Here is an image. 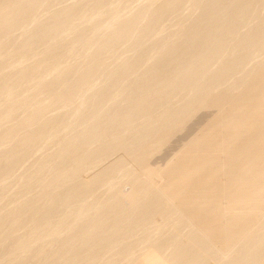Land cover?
I'll use <instances>...</instances> for the list:
<instances>
[{"label": "bare ground", "instance_id": "1", "mask_svg": "<svg viewBox=\"0 0 264 264\" xmlns=\"http://www.w3.org/2000/svg\"><path fill=\"white\" fill-rule=\"evenodd\" d=\"M60 1L0 0V264H151L168 249L161 264H264V76L217 97L264 48V16L254 15L264 0H142L126 15L107 0ZM189 3L199 10L186 23ZM171 15H182L179 28L146 45ZM126 43L134 53L110 70ZM73 112L92 128L65 130ZM39 145L53 152L37 155ZM104 186L111 198L100 204ZM153 225L164 231L156 240L145 233Z\"/></svg>", "mask_w": 264, "mask_h": 264}, {"label": "rangeland", "instance_id": "2", "mask_svg": "<svg viewBox=\"0 0 264 264\" xmlns=\"http://www.w3.org/2000/svg\"><path fill=\"white\" fill-rule=\"evenodd\" d=\"M63 1V0H62ZM62 1H60V3L62 2ZM66 0H64V3L62 2V4L61 5H63V4H65L66 2H65ZM70 0H67V3L69 2ZM107 1H109V3L108 4H110V5H114V6H116L117 7V5L116 4H118V7L121 9L120 11H122L123 13H125L126 11L128 12H130V14H132V12L134 13L135 11H136V9H137V5H139V4H141V2H142V0H135V1H132V0H130V2H127V1H122V2H124V3H121V0H107ZM114 1H117V2H115L114 3ZM129 1V0H128ZM146 1V0H145ZM125 2H127V3H125ZM60 3L59 2H57V3H55L56 4V8L57 7H59V6H61L60 5ZM130 3V4H129ZM54 4V5H55ZM57 4H58V6H57ZM129 5V6H128ZM134 5V6H133ZM188 5H190L189 7H188ZM188 5H186L187 7H185L184 8V11H182L183 13H182V15L184 14H186L184 17L187 19H185L187 22L186 23H190V21H191V18H192V16H193V14H194V11H198L199 10V8L198 7H196V6H193L192 5V3H189ZM122 6V7H121ZM133 6V7H132ZM134 7H135V9H134ZM191 7V8H190ZM133 8V9H132ZM192 8H194L193 10H192ZM259 8V5L256 7V9H258ZM128 9V10H127ZM191 9V10H190ZM133 10V11H132ZM87 12V11H86ZM122 12H120L122 15H123V13ZM128 12V13H129ZM190 12V13H189ZM262 12V13H261ZM45 13V12H44ZM127 13V14H128ZM256 13H259V15L260 16H264V10L263 9H258V12H255L254 13V15L256 14ZM190 14V17L188 18V17H186V16H188ZM125 15H126V13H125ZM129 15V14H128ZM182 15H181V18L179 19V17H177L176 15H174V17L177 19L176 21H175V19H174V17H172V15L170 16L171 18V20L168 18V20H166V22H164V24L165 25H167L168 23L167 22H169V25L167 26V28H166V26L165 25H163V26H165V28L163 29L162 27L163 26H161V28L163 29V31H164V34H162L163 32L162 31H160L159 32V34H158V31H159V29H161V28H157V33L155 34L156 36H154L153 34V36L151 35V37H148V42L147 43H145L146 45H151L150 47H152V46H155L154 45V43H157L156 41H159L161 38H163V36H166L168 33H166V32H170V30L172 29H174L173 31H176L178 28H179V24H178V21L179 20H182ZM46 16V15H45ZM109 16V14L108 15H106L105 17H108ZM43 18H45V17H43ZM179 19V20H178ZM108 18L107 19H105V23L106 22H108ZM256 21H258V19H256V20H254V23L256 22ZM173 22H174V24L175 23H177V27L178 28H176L175 26H174V24H173ZM171 23V24H170ZM31 27H34L33 26V24L31 25ZM176 29H175V28ZM161 29V30H162ZM167 30V31H166ZM171 30V31H172ZM172 31V32H173ZM162 32V33H161ZM154 33V32H153ZM162 34V35H161ZM159 35H161V37L159 36ZM160 37V38H159ZM152 38V39H151ZM151 39V40H150ZM146 40V41H147ZM153 40H155V41H153ZM153 42V43H152ZM127 45H120L119 47H117L119 50H117L116 49V55L115 56H111V57H109L110 59H108L107 60V65H108V68L110 69V70H115L117 67H118V65L123 61V60H125L126 59V56H129V54L131 55V54H133L134 53V49H133V46L132 45H130V43H126ZM130 45V46H129ZM128 46H129V49H130V47L132 46V48H131V50H128ZM124 49V50H123ZM133 49V50H132ZM84 51V52H83ZM122 51V52H121ZM261 51V52H260ZM260 51H258V52H256V54L254 53L252 56H251V60H250V63L247 65V67H246V72H248L246 75H245V73L243 74V73H240V74H238V76H235V78L234 79H232V80H230L231 82L233 81V83H231L232 85H230V81H229V83L228 84H225L224 85V87L223 86H221L218 90H219V92L217 93V97H223L222 99H229V97L231 98V97H233V96H235L236 94H238V93H240L241 91H245L247 88H248V82H251L253 79H260L261 77L263 78V76H264V48L262 49V50H260ZM83 52V53H82ZM82 52L80 51V52H78L76 55H75V57H70V56H62V60H65L66 62L64 63L65 65H68V66H70L71 64L72 65H74L73 63H77V62H79V60H81L82 59V56L86 53V50L85 49H82ZM120 52V54H118ZM81 53V54H80ZM259 53V54H258ZM258 54V55H257ZM82 55V56H81ZM118 55V56H117ZM126 55V56H125ZM256 55V56H255ZM77 56V57H76ZM255 56V57H254ZM258 56V57H257ZM81 57V58H80ZM115 57V58H114ZM79 60H78V59ZM118 58V59H117ZM31 59V58H30ZM30 59H26L27 61L29 60V61H31ZM78 60V61H77ZM118 60V61H117ZM253 61V62H252ZM64 62V61H63ZM260 63H261V65H260ZM252 64V65H251ZM256 65V66H255ZM263 65V66H262ZM253 66V67H252ZM260 68H259V67ZM255 67L257 68V69H255ZM263 67V68H262ZM252 68V69H251ZM258 68H259V70H258ZM262 68V69H261ZM248 70V71H247ZM250 70V71H249ZM255 70V71H254ZM256 70H258V72L256 71ZM253 72H254V76H253ZM255 72H257V73H255ZM242 75V76H241ZM245 75V76H244ZM248 75H249V77H248ZM251 75V76H250ZM257 76V77H256ZM243 77V78H242ZM254 77V78H253ZM252 78V79H251ZM261 78V79H262ZM240 79V80H239ZM235 80V81H234ZM236 80H238L239 82L237 83L238 84V86L236 85V83L235 82H237ZM101 81V80H100ZM247 81V82H246ZM241 82V83H240ZM243 83V84H242ZM235 84V85H234ZM102 85V84H101ZM227 85H228V87H227ZM247 87V88H246ZM222 88V89H221ZM226 88V89H225ZM236 88V89H235ZM242 88V89H241ZM28 90L29 89H25V93L26 94H28ZM240 90V91H239ZM24 91V90H23ZM30 91V90H29ZM217 92V91H216ZM91 94H90V92L89 93H87L86 95H85V97H84V99H88L89 98V96H90ZM210 103L212 104L211 106H213L214 105V103H215V107L214 108H217L218 107V105L216 104V103H218V104H220L221 102L218 100H211L210 101ZM88 103H85L84 104V106H82V109H83V107H85L86 105H87ZM4 112L6 113V111L4 110ZM203 112V111H202ZM55 115V114H54ZM75 115V116H74ZM210 114H208V116H209ZM79 116L75 113V112H73V114H72V117L70 118V122H69V124H67V125H69V126H67V127H63V128H65V130H69V131H71L72 130V132H75L76 131V129H77V131H79V132H81V131H84L86 128H87V130L89 129V128H92V124L93 123H91V121H90V123H88V124H83V123H81L79 120H80V117L78 118ZM206 117V116H205ZM204 117V118H205ZM201 119V120H199V121H201V123L205 120V119H207V117L205 118V119ZM76 119V120H75ZM203 120V121H202ZM95 121V119L94 120H92V122H94ZM17 121H16V119L15 120H13L12 121V124H14V123H16ZM78 122V123H77ZM196 122H198V120L196 121ZM200 124V122L198 123V125ZM76 125H77V127H76ZM83 125H84V128H83ZM79 126V127H78ZM68 127H71V128H68ZM76 127V128H75ZM81 128V129H80ZM83 128V129H82ZM181 128H182V126L181 127H178L177 128V130H176V135H177V137H173L172 139V142H171V140H169V141H167L166 142V144H165V146H164V150H162L161 152L163 153V154H165L166 152H168V151H170V149L172 150H176L175 148H177L176 146H178V144H180V142H181V139H180V137H183L184 136V131H185V129H183L182 128V130H181ZM71 129V130H70ZM75 131H74V130ZM180 129V130H179ZM64 130V131H65ZM67 130V131H68ZM184 130V131H183ZM67 131H66V133H67ZM66 133H62L61 135H63V134H66ZM180 134V135H179ZM59 135L60 134H55L54 135V137H59ZM179 137V138H178ZM169 138V137H168ZM176 138H178L175 142H174V140L176 139ZM180 139V140H179ZM179 140V141H178ZM172 143V144H171ZM173 144H176V146L175 145H173ZM169 145V146H168ZM42 146L43 145H39V146H37V151L39 152L37 155H39V154H41V153H43V154H50V153H52L53 152V150L52 149H48L47 150V148L46 149H44L45 147L43 146V148H42ZM170 146H173V147H170ZM180 146V145H179ZM169 147V148H168ZM40 150V151H39ZM48 152V153H47ZM160 152V154L159 155H161L162 153ZM157 154V155H158ZM162 154V155H163ZM262 154V155H261ZM158 155V158H160L161 156H159ZM262 156L260 159H262L263 160V162H264V151L263 152H261V153H259L258 154V157L259 156ZM42 157H43V155H42ZM119 157V154H117V153H115L112 157H111V160H114V159H117ZM34 158L35 157H33V156H31V157H29V159L27 158V160L25 161V162H23V166H21V167H26V165L27 166H29V164L31 163H33V161H34ZM42 159H44V158H42ZM28 161V162H27ZM36 161V160H35ZM34 161V162H35ZM38 162H36V164H35V167L36 168H38V165H40L39 163L37 164ZM25 164V165H24ZM95 164H92V166L90 165L87 169V171H85L84 173H83V175L81 176V178L82 179H84V180H88L87 178H88V176H87V174L88 173H90V172H94L95 170H94V168L93 169H91L90 167H93ZM21 169V168H20ZM87 172V173H86ZM221 172L222 173H227L228 172V170H224V169H221ZM243 176L244 175H242L241 177H239V178H237V179H230V180H226L225 181V185L223 186V190L225 191V192H227V193H231V192H234V190H236V188H237V183H239L241 180H243ZM240 180V181H239ZM244 180H245V178H244ZM244 182V181H243ZM22 183V182H21ZM21 183L19 184L18 183V185L17 184H14V183H12L11 184V186L8 188V191L10 192L11 191V193H13V191H14V193H16V195H21L22 196V199L24 200H26V201H30V200H33V194L32 193H30V194H25L24 192H23V187H22V185H21ZM234 183L236 184V185H234ZM234 186H233V185ZM233 187H232V186ZM231 186V187H230ZM230 187V188H229ZM234 187H235V189H234ZM11 188V190H9ZM101 188V187H100ZM238 189H239V187H238ZM237 189V190H238ZM102 190V191H101ZM105 190H106V187L104 186V187H102L100 190H98L97 192H96V197L94 198V200H96V201H98L100 204H102V203H104V202H106L107 200H109L110 198H111V195H110V193L109 192H105ZM229 190V191H228ZM22 192V193H21ZM21 193V194H20ZM98 194V195H97ZM102 195V196H101ZM108 195V196H107ZM100 197V198H99ZM192 197L195 199V198H197V195L195 194V195H192ZM99 198V199H98ZM107 198V199H106ZM8 199V198H7ZM42 199H40V200H35L36 202L35 203H37V205H40V204H42L43 203V200L41 201ZM102 201V202H101ZM212 202H213V204H215L214 202H215V199H213L212 200ZM39 203V204H38ZM202 214L203 215H201L200 216V219H202V218H204L205 216V214H207L206 212H204V211H202ZM203 220V219H202ZM195 223H198V222H192V224L190 225V226H184V228L182 227V229L184 230V231H182L183 232V234H181V232H180V234L181 235H185V234H187L186 232H189L190 231V228H191V226H193ZM172 224V223H171ZM151 224H149V226H150ZM148 226V228L146 229L147 230V232H145L147 235L149 234L150 236H153L151 239H153L154 237H155V239H153V240H156V236H158L157 237V239L159 238V235H160V232H162V233H164V231H157V232H155V230H157L156 229V227L153 225V227H155V229L154 228H151V227H149ZM174 225H171V226H168L167 225V227H162V228H164V230H166L167 229V231H165V232H168V229H169V232L170 231H172V228H174L173 227ZM169 227V228H168ZM170 227H172V228H170ZM151 228V229H150ZM150 229V230H149ZM171 229V230H170ZM181 229V230H182ZM21 230H23V229H21ZM151 232V234H152V232H153V234L151 235L150 234V232ZM152 230V231H151ZM189 230V231H188ZM141 231H143V232H141V234H140V231H139V233H137V235H139L140 236V238L141 237H143V236H145L146 234L144 233V230H141ZM149 232V233H148ZM142 233L143 234H145V235H143V236H141L142 235ZM157 233H159V235H157ZM155 234V235H154ZM135 238H137V237H135ZM51 240V239H50ZM139 240H137V242H138ZM7 243L6 244H8V242L10 243V239L9 240H7L6 241ZM149 243H151V240H148L146 243H139V244H136L135 246H136V248H134V247H132V249L128 252V254H130L129 256L131 257L132 255L131 254H133L134 253V255L135 256H138L137 254H144L145 252H147L148 250H149V248H148V245H149ZM164 250H167V249H164ZM144 251V252H143ZM171 249H168L167 251H165V253H164V251H162V259L161 260H159V261H157V262H154V263H151V264H161L162 262H163V260L165 259V258H167L168 256H169V254L171 253ZM225 251H227V250H225ZM225 251H223V252H225ZM136 253V254H135ZM164 253V254H163ZM18 259H21V258H18ZM1 260V259H0ZM50 260H49V258L47 257V256H45L44 258H40V260L39 261H37V262H35L34 264H45V263H48ZM119 263L121 264H123L124 262L123 261H121V260H119ZM118 263V264H119ZM125 264V263H124ZM149 264V263H148Z\"/></svg>", "mask_w": 264, "mask_h": 264}]
</instances>
